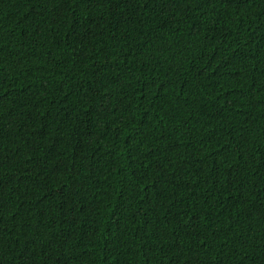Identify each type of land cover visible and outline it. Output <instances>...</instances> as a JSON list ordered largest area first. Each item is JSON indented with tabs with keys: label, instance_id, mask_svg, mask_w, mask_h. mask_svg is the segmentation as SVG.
Returning <instances> with one entry per match:
<instances>
[{
	"label": "trees",
	"instance_id": "obj_1",
	"mask_svg": "<svg viewBox=\"0 0 264 264\" xmlns=\"http://www.w3.org/2000/svg\"><path fill=\"white\" fill-rule=\"evenodd\" d=\"M0 264H264V0H0Z\"/></svg>",
	"mask_w": 264,
	"mask_h": 264
}]
</instances>
